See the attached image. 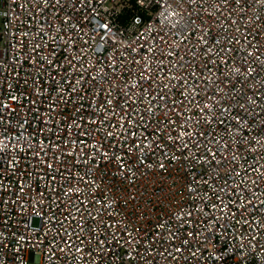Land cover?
I'll use <instances>...</instances> for the list:
<instances>
[{
  "label": "built area",
  "instance_id": "1",
  "mask_svg": "<svg viewBox=\"0 0 264 264\" xmlns=\"http://www.w3.org/2000/svg\"><path fill=\"white\" fill-rule=\"evenodd\" d=\"M262 202L264 0H0V264H264Z\"/></svg>",
  "mask_w": 264,
  "mask_h": 264
},
{
  "label": "snow or ice",
  "instance_id": "2",
  "mask_svg": "<svg viewBox=\"0 0 264 264\" xmlns=\"http://www.w3.org/2000/svg\"><path fill=\"white\" fill-rule=\"evenodd\" d=\"M190 2L191 3H195V0H190ZM237 2H239V0H237ZM57 3H59V0H57ZM103 28H105V29H107L108 28V26L107 25H103L102 26ZM237 71H239V69H237ZM249 71H251V69L249 70ZM165 87H167V86H165ZM160 99L161 100H163L164 99V97H160ZM254 102V101H253ZM205 107H207V105L205 106ZM223 121H221V123H222ZM107 135H112L110 132L109 133H107ZM132 135L134 136L135 135V133H132ZM135 148H140V147H142V145H140V144H134L133 145ZM185 146H187V145H185ZM143 147H148L147 145H144ZM102 157L103 156H105V155H107V153L106 152H104V153H99ZM212 155L213 156H215L216 155V153L215 152H213L212 153ZM49 167H51V166H49ZM160 167L161 168H163L164 167V165L163 164H161L160 165ZM237 175H239V173H237ZM262 203H264V202H262ZM249 204H251V201H249ZM253 207H255L254 205H253ZM247 209H245V211H246ZM177 251H180L179 249H177Z\"/></svg>",
  "mask_w": 264,
  "mask_h": 264
},
{
  "label": "rangeland",
  "instance_id": "3",
  "mask_svg": "<svg viewBox=\"0 0 264 264\" xmlns=\"http://www.w3.org/2000/svg\"><path fill=\"white\" fill-rule=\"evenodd\" d=\"M34 224H37V221L36 220H34Z\"/></svg>",
  "mask_w": 264,
  "mask_h": 264
}]
</instances>
